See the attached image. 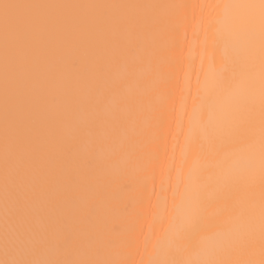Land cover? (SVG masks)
<instances>
[{
	"label": "snow or ice",
	"instance_id": "snow-or-ice-1",
	"mask_svg": "<svg viewBox=\"0 0 264 264\" xmlns=\"http://www.w3.org/2000/svg\"><path fill=\"white\" fill-rule=\"evenodd\" d=\"M0 264H264V0H0Z\"/></svg>",
	"mask_w": 264,
	"mask_h": 264
},
{
	"label": "bare ground",
	"instance_id": "bare-ground-1",
	"mask_svg": "<svg viewBox=\"0 0 264 264\" xmlns=\"http://www.w3.org/2000/svg\"><path fill=\"white\" fill-rule=\"evenodd\" d=\"M48 2H90V0H48ZM189 3L193 2H205V0H187ZM189 52V49L185 48V53L187 54Z\"/></svg>",
	"mask_w": 264,
	"mask_h": 264
}]
</instances>
